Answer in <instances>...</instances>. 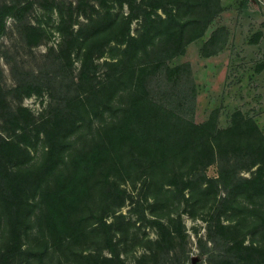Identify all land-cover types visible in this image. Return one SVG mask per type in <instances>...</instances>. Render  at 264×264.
I'll return each mask as SVG.
<instances>
[{
    "label": "rangeland",
    "instance_id": "1",
    "mask_svg": "<svg viewBox=\"0 0 264 264\" xmlns=\"http://www.w3.org/2000/svg\"><path fill=\"white\" fill-rule=\"evenodd\" d=\"M127 1L0 0V214L5 201L1 187L7 177L23 179L21 194L28 198L29 166L41 165L43 137L52 129L47 122L50 112L61 96H77L74 89L55 90L79 71L81 42L94 31L90 21L113 20L119 32L131 11L143 12L144 5L137 7L146 0H133V10ZM218 1L220 12L205 33L158 68L146 67L143 85L149 97L197 125L207 124L210 133L243 119H253L264 133V0ZM136 16L128 26L131 35L139 29L141 18ZM106 59L104 54L96 60V83L105 81ZM93 119L96 124L104 118ZM186 174L187 181L200 178L191 171ZM202 175L205 187L208 179L219 177L218 163L206 167ZM120 184L125 190L123 205L105 211L106 225L73 235L70 242L51 240L29 254L28 242L33 239L28 241L27 235L7 264H226L208 235L217 225L220 187L190 200L188 189L184 194L158 189L143 172ZM220 217L225 224L233 218L224 213ZM227 231L218 236L229 238ZM237 233L232 236L243 238ZM6 237L0 222V247ZM244 240L263 246L256 259L264 262V236Z\"/></svg>",
    "mask_w": 264,
    "mask_h": 264
},
{
    "label": "trees",
    "instance_id": "2",
    "mask_svg": "<svg viewBox=\"0 0 264 264\" xmlns=\"http://www.w3.org/2000/svg\"><path fill=\"white\" fill-rule=\"evenodd\" d=\"M126 3L135 9L133 0ZM143 5L142 13L131 11L119 32L113 20L90 21L94 31L81 42L79 71L55 90L74 89L77 96H61L50 112L52 129L43 137L41 165L29 166L28 198L21 194L23 179L7 177L1 187L5 218L0 214V222L7 237L0 247V264L18 255L27 235L28 241L33 239L29 254L51 240L70 242L73 235L106 225L105 211L123 205L120 181L138 172L152 178L158 189L179 194L188 189L190 200L220 187L219 217L208 231L210 242L220 248L226 264H264L256 259L263 246L244 240L264 236V133L258 124L243 119L210 133L207 124L197 125L149 97L143 85L146 67L158 68L205 33L220 12L219 1L146 0L137 8ZM136 15L140 25L137 35H131L128 26ZM104 54L105 81L96 83V60ZM99 115L103 122L95 124L93 117ZM214 162L219 177L203 187L202 170ZM187 171L200 178L185 180ZM223 213L232 215L231 223L221 220ZM225 229L229 238L219 237ZM234 232L243 238L232 236Z\"/></svg>",
    "mask_w": 264,
    "mask_h": 264
}]
</instances>
